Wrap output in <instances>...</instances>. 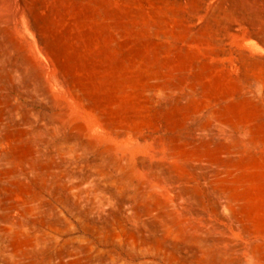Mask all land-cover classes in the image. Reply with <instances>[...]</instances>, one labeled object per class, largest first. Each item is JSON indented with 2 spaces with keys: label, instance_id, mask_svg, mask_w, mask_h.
<instances>
[{
  "label": "rangeland",
  "instance_id": "1",
  "mask_svg": "<svg viewBox=\"0 0 264 264\" xmlns=\"http://www.w3.org/2000/svg\"><path fill=\"white\" fill-rule=\"evenodd\" d=\"M237 1L0 0V264H264V0Z\"/></svg>",
  "mask_w": 264,
  "mask_h": 264
},
{
  "label": "bare ground",
  "instance_id": "2",
  "mask_svg": "<svg viewBox=\"0 0 264 264\" xmlns=\"http://www.w3.org/2000/svg\"><path fill=\"white\" fill-rule=\"evenodd\" d=\"M220 1V0H219ZM226 1V0H225ZM231 2H238L237 0H230ZM231 12L232 13H234V14H236V15H238V16H241V17H243V15H242V12H241V10L238 8V6L235 4L233 7H232V9H231ZM250 21H253V16H249V17H247ZM242 20H244V19H242ZM255 21H256V19H255ZM258 21V20H257ZM246 23V22H245ZM254 23V22H253ZM256 24V23H255ZM247 25H248V23H247ZM250 25V24H249ZM252 25H254V24H252ZM255 26V25H254ZM257 34H260V33H257ZM253 35V34H252ZM254 36H255V34H254ZM253 38H255L259 43H261L262 45H264V39H263V37L262 36H255V37H253Z\"/></svg>",
  "mask_w": 264,
  "mask_h": 264
}]
</instances>
